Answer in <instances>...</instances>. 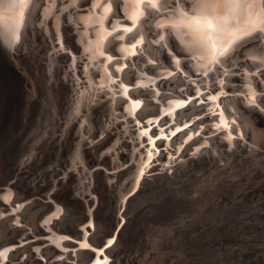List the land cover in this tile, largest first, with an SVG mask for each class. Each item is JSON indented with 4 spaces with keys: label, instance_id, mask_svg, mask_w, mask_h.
<instances>
[{
    "label": "bare ground",
    "instance_id": "6f19581e",
    "mask_svg": "<svg viewBox=\"0 0 264 264\" xmlns=\"http://www.w3.org/2000/svg\"><path fill=\"white\" fill-rule=\"evenodd\" d=\"M59 2V5H57V0H31L29 6L24 9L23 16H19V9L8 8L7 6L0 7V58L5 64L2 66H4V68L6 66L7 68L10 64L11 69H14V74H16L10 75V71L8 73L9 75L4 76L10 81L16 80V90H18L21 95L23 94V96H26V94H28V97L37 98L35 100L36 104L47 101L46 98L49 96H52L50 98H53L55 101L56 97L53 91L60 92L59 88L61 84L64 83L68 93L74 98V112L76 115H83L81 117L82 130L79 131L83 133L81 136H79L76 131L73 134L74 131L72 132V129L67 131L64 125H62V128L60 126V129H56L53 126L50 127L49 124L51 122L49 123V121H51L52 118L50 119L49 117H47L49 120L48 124L47 122L45 123L47 126L44 128L42 125L43 132L39 136L40 139L43 138L42 136L45 134L51 135V140L54 139L53 137H58L61 141L65 137V139H67L65 140L64 149L67 151V148H70V150L68 149L70 156L68 154V160L65 162L66 164L63 165L61 163L62 166L60 163L58 164L59 168L61 166L62 170L59 171L60 169L57 168L58 172H56V170L53 169L55 172L52 174L53 181L50 185L46 186L45 184H41L34 187L31 185L29 191L24 190L28 174H31L28 168L35 164L33 156H35L38 149V147L35 146L36 144H33L31 147L32 150L29 149L30 151L27 152L29 155L24 151L27 157L21 158L22 162L18 163L15 174L13 172L14 180L11 179V182L7 181L4 183L3 187L0 188V264H15L12 263L15 259H19V261L17 260L18 262L16 261V264H110L111 256H116L114 257V261L118 259L117 257L119 255L113 252L120 245L119 238H117L113 246L111 245L114 242V236L118 237L119 233L122 235L124 227L127 224V222L124 224V219L127 220L128 218L123 215V208L127 207V205L130 206L133 201L131 200L132 197H129V199L126 196L127 188L136 190V188H140L142 185L146 184L145 180L148 179L147 177L142 181L143 170L149 166L150 160L158 152H153L154 146L165 145L167 148L169 144H172L171 140L167 138L166 140H161L156 143L157 139L155 140L152 138L153 136H150L151 133L149 129L140 131L142 126L137 125L136 128V124H134L135 129H131L128 120L126 123L123 121V123L126 124V126L124 125L125 128H120L122 119L120 123L117 114L118 111L122 113L123 118L130 116L131 123L132 121L135 123L139 122V120H146L148 122V120L152 118L157 119V116L160 114H166L164 118L166 117L167 121H175V124L168 128L170 135L173 131L171 129H177L180 125H184L188 118L192 119L195 114L200 113L202 110L201 107L196 106L193 102L190 103L188 107H185L187 102L183 101L185 98L189 99L188 95L192 94L193 90H196V93H199L201 90V84L199 85L197 83L198 79H193V76L191 78V75H199V72H201L202 74H209L210 79L207 78L209 76L206 77L205 75L206 82L217 80L218 82L215 81L212 83L214 86L216 85L215 90H213V95H216L217 92L223 93L225 91L224 89L231 85L225 84L227 82L226 80H229L226 75L230 76L227 68L231 66L234 68L241 66V68L246 67L244 70V82L241 85L243 89L240 92L243 103L237 99L236 95H231L227 98H224L223 95L222 99L212 102L210 107L211 111L220 112V110L223 109L224 117L228 120L230 127L227 129L217 128L216 125L220 123V116L217 114V116H213L215 121L213 120L214 123L212 126L216 127L217 130L220 129V131H223L224 140L227 142L224 143V145L231 148L235 140H237L234 134L244 136L242 131H245L244 126H247L246 123L248 118L253 116L254 113H264V62H262L264 61V0H255L254 3L253 0H248V3L253 4L252 7L245 5L234 13H230L226 7L217 8L213 13L209 14L206 19L200 17L199 23L195 22L196 16L193 12V8L189 6L193 3V0H158L157 8H151L147 0H145L143 4L139 5L143 15L136 20V29H134L132 33L127 34H124L123 29L126 26H131L132 21L125 19L124 14H122L117 7V5L121 3V0H112V10L107 14H105L102 9L104 5L108 3V0H101L100 6L95 8L93 7L95 0H75V2H73V0H59ZM4 3L7 4V0H4ZM56 7H58V11H56ZM136 9L137 5L133 0V2H130L124 7V13L131 16ZM80 11L83 12L80 13ZM157 12H159V15H157ZM89 17H91V20L88 19ZM98 18L101 23L96 22ZM17 19L20 21V26L18 28L16 27ZM209 22L213 25L212 28L208 27ZM174 25H179V27H174ZM31 28H34L35 32ZM114 28L116 29L115 31H113ZM241 28L246 29V33H238L240 40L231 41L228 33L235 32L237 29ZM13 30H15V37H13ZM31 30L34 32L32 34L34 39L31 37V40H38V42L46 41L48 44L42 46V48L45 46L43 50L40 49L36 54H33L34 59L30 58V54L33 52L31 51L30 54L26 53L28 49L23 51V47L21 48V51H23L21 52V56L23 55L24 59L27 57V62L37 73L43 74L50 72V75L49 73L48 75H37V73L36 75L35 73L34 75H30L29 72H27V68H25L26 64L23 66V63L20 64L17 61L18 59H15V50L20 46H18V44L22 40L24 44V37L25 39L28 37V41H30L29 36L31 35L29 34ZM110 32L112 35H108ZM36 33L38 35H36ZM122 34L125 35V39L123 41L118 40L116 37ZM209 35L212 37L211 40L202 39ZM141 36L145 44L142 42L137 46L134 51H138L139 55L134 57L135 55L131 54L133 49L129 41L133 40L134 37L138 39ZM161 37H163V39H161ZM257 37H259V39H257ZM191 41H201L205 47L197 45L196 49L192 50L187 46ZM230 42L231 47H229V51L224 57H220V63L209 64L208 58H210L213 53H218L224 47H228ZM25 43H27V40ZM244 45H248L245 48L246 53H244V55H248V59L245 60L242 59L244 57L243 54L238 53L240 48ZM48 46H50L53 52L50 53L49 51V59H47L48 55L44 57V54L48 51V49H46L49 48ZM34 47L33 51L37 49ZM121 48L125 50L121 51ZM29 49H32L30 45ZM142 49L144 50V54H142ZM140 50H142V53H140ZM3 51L6 53L9 60L4 56ZM100 51H102L104 55H100ZM16 54V56L20 55V53L19 55L18 53ZM108 56H112L113 59L109 61L107 59ZM201 56L207 58L201 59ZM3 57L7 59V62L3 61ZM83 59H85V61H82ZM150 59L155 60L151 61V63L155 62L156 64L149 63ZM28 60L32 61L29 62ZM47 61L48 63H46ZM176 61H179V64H177ZM79 62H81V65H79ZM125 63L128 65V68L126 67L127 69L117 71L118 68H122L121 66L126 65ZM205 65H207V67H205ZM94 66L96 67V71H93ZM239 68L237 70H239ZM161 69L167 70L164 72ZM171 69L180 71L170 80L162 79L157 83L158 78H161V75L165 73L169 75V72L172 71ZM29 70L28 68V71ZM252 71L257 77H254ZM212 72L213 76L210 74ZM249 72H251V74ZM232 74L236 76L234 73ZM44 76H46L45 78L47 79H45L44 89H49L47 90L49 91L48 94L46 90L41 94L39 93L41 92L39 90V82L42 85L41 79L44 78ZM234 76L233 79L235 78ZM93 80L97 81V83ZM202 80H204V78ZM47 82L50 84H47ZM195 83H197V85H195ZM97 84L111 87L112 90L110 89V93L112 94V98L108 96L110 99L103 98L104 100H101L100 96L96 97L95 91L99 89V87L96 86ZM128 84L134 85V87L132 86V90L127 87ZM148 85H154V89L143 88ZM241 86L238 87L241 89ZM249 86L256 91L255 104L251 103L248 98ZM209 87L206 85V88ZM125 89H127L126 94ZM159 90H161L162 93ZM230 90H232V88ZM235 90H237V88ZM258 91L261 92L259 93ZM116 92L119 94L121 93L120 96L118 95V98L115 96ZM141 100H144V105L142 107L139 106L141 107V109H139V107L137 108L135 105L136 103L141 105ZM99 103L102 104V106L97 110L95 115L93 113L83 114L85 111L88 112L90 108L92 111L99 108L95 107ZM216 103L220 104V108L214 107ZM51 105L53 104L51 103ZM249 105H253V108L251 109ZM257 105H259V107H257ZM54 108L57 109L56 106ZM54 108L52 111H54ZM27 110L28 111H25V115L29 118V109ZM245 110L246 112H244ZM209 112L210 111H208V113ZM250 112L253 114H250ZM209 114L211 115L212 113ZM125 115L128 116L125 117ZM263 116H260V119L262 118L264 120ZM164 118L163 120H165ZM93 119H96V125L94 126ZM233 120H235L234 124L232 123ZM236 120L238 122H236ZM255 120L256 119H254L253 124ZM167 121H162L161 125L167 123ZM145 124L147 125V123ZM87 126L93 131L92 136L94 137L98 131H100V134H97L99 136L106 134L105 139L107 141H103L104 144L101 147L95 146L97 142H95L94 145L93 143H87L88 140L92 141L90 131L85 130ZM57 130L60 131L59 134ZM163 131L166 130L157 128L153 134L160 135ZM191 131L192 129H188L182 132L176 137L173 143L177 144L179 141L187 143L194 135ZM126 134L131 135L130 138H128V140L131 139L129 141L133 140V142H137L127 143L128 145H132V150L126 149V146L125 148L123 147L126 144L122 143L125 141L124 137L127 136ZM99 136H96V138ZM39 138L37 137V142ZM58 138L54 140L59 142ZM122 139H124V141ZM83 140L86 141V146H88V148L93 149L90 154L95 153V157L97 158L95 162L93 160H85L84 154H82L85 144ZM145 140L149 141L146 145L143 143ZM50 142L51 141L47 143ZM202 142L206 144L207 141L203 140ZM196 143L198 144V138L194 139V141H190L187 148L191 149V146ZM121 144H123V146ZM136 144L140 145V147H136ZM49 145L50 144H48L47 147H49ZM61 146L62 145H60V147ZM118 146L124 149L120 150L119 148L118 150ZM247 146L251 147V145L248 144ZM105 147L109 149L105 150L106 154L104 155L103 148ZM130 147L131 146H129V148ZM141 147L144 149L146 148L144 152ZM42 149L43 148H41V150ZM176 149V152L179 153L181 148L178 147ZM195 149L196 151L198 150L196 147ZM223 149L226 148L223 147ZM51 150H53V148ZM58 153H60V151ZM103 155L106 156L107 162L104 161L105 157H103ZM32 159L34 164L31 165ZM37 159H39V157ZM60 159L61 158H59L58 161ZM69 159L71 160L70 163L72 167L81 169L85 172H87V168H93L98 165L102 166L97 167L96 170L101 169L105 176L106 174L108 175L106 176L108 179L117 177L120 171L126 174V177H123V183L121 186L119 185V208L116 210L117 215H113V221H110L108 218L106 227L109 228L107 230L104 229L105 226L101 221L95 219L91 214L92 211L90 207L92 204H96L99 199L93 197L91 187H86V184L80 185L81 188L83 187L84 189L79 193V199L77 197L75 203L78 204L81 200L84 201V199L87 203L93 202L91 205L87 204L86 209L88 214L86 216L77 217V222L71 224L69 228H66L65 224H62L63 221L61 219L65 214L73 213L70 209L72 204L66 203L62 205L61 201L59 203L54 202L49 197L57 184L58 176L63 174V177H68L67 174H65V170L70 165ZM166 160L167 163L172 162L171 157L168 155H166ZM84 162H86V168L83 165ZM39 163L36 162V164ZM30 171H32V169ZM32 174L30 176H32ZM112 175L113 177H111ZM20 176H23V181L22 179L20 180ZM43 176L45 175L41 174V176H39L38 174L37 178L40 177V181H45L46 178L43 179ZM32 177H34V175ZM29 180L30 179H28V181ZM76 180L80 183L78 179ZM110 183L112 182L110 181L109 184ZM69 195L70 190L59 192V200H61L60 198L63 199V197H69ZM43 197L45 200L39 199ZM107 200L108 197H106L105 201ZM24 201L27 202L24 203ZM129 211L130 210L124 213L128 214ZM116 219L117 222L115 223ZM87 221L89 224L84 225V222ZM30 237H34L36 241L25 242V239ZM42 244L45 246H42ZM109 245L111 247H109ZM93 249L95 251H93ZM41 253H43V255ZM51 256L54 258L51 259ZM48 258L49 260H47Z\"/></svg>",
    "mask_w": 264,
    "mask_h": 264
},
{
    "label": "rangeland",
    "instance_id": "374dc122",
    "mask_svg": "<svg viewBox=\"0 0 264 264\" xmlns=\"http://www.w3.org/2000/svg\"><path fill=\"white\" fill-rule=\"evenodd\" d=\"M59 3V0H57V5H59ZM56 11H58V7H56ZM82 12L83 11H80V13ZM158 13L159 12H157V15H159ZM32 30H34V28ZM32 30L29 34L31 35L29 36L30 41H28V37H26V39L24 37V41L26 42L27 40V43L24 42L23 44V40L20 41V43L18 44V46H20L17 49L19 51L15 50L16 52H14L15 59H18V63H23V66L26 64L25 68H27V72H29L30 75H34V73L36 75L37 72L27 62V57H25L26 59H24V56H21V52L28 49L27 51L29 52L26 51V53L30 54L32 51L33 53L30 54V58L34 59L33 54H36V52H38L40 49L43 50L45 46L43 48L42 46L48 43L46 41L38 42L37 39V41L31 40V37L34 39V36H32V34L35 32V30L34 32H32ZM36 35L38 34L36 33ZM46 40L48 41L47 38ZM39 44L41 45V48ZM143 44H145V41H143ZM1 45L4 47L2 43ZM29 45L32 49H29ZM50 46H48L49 48H46L48 49V51L46 54H44V57L48 55V57L46 56L47 59H49L50 53H53ZM247 46L248 45L242 46V48H240V50L238 51V53L243 54V60L248 59V55H244V53H246L245 48ZM33 47L37 49H34L33 51ZM21 48L23 51H21ZM142 50H140V53H142ZM16 53H18V55L20 53L19 56L21 57L16 56ZM135 53L136 54L134 57H136V55H139L138 51ZM3 54L7 58L4 51ZM142 54H144V50ZM5 57L2 58L3 61H6L8 59H6ZM28 61L30 62L32 60ZM82 61H85V59H83ZM151 61L155 60L150 59L149 63H151ZM46 63H48V61ZM79 63V65H81V62ZM152 63L156 64L155 62ZM2 65L5 64L0 58V188L3 187L4 183H6L7 181L11 182L12 180H14L13 175L17 170L16 168L18 163L22 162L21 158L27 157V152L32 150L31 147L33 146V144H36L35 146L38 147V149L37 153H35V156H33L35 164L33 163L32 159L31 165L34 164L36 166L33 165L30 167L32 171H30V168L28 169L29 173H34L32 174V176L34 175V177L30 176L31 174H28V179L30 180L28 181L27 179V182H25L24 190L29 191L31 185L33 187L41 184H45L46 186H48L53 181L52 174L55 172V170L56 172H58V164H66L65 162L66 160H68V154L70 156V153H68V149L70 150V148L68 147L67 151L64 149L65 140L67 139H65V137L63 140H61L63 144L58 137L53 138L55 140H57L56 138H58L59 142L55 141L54 139L51 140V135L49 134L43 135L42 137L44 139H40L39 136L43 132L42 125L45 128L49 121L47 117H49L50 119H53L54 117V121L52 119L51 121H49V123L51 122V125L49 124L50 127L53 126L56 129H60V126L62 128V125H64V128H66L67 131L72 129L71 131H74L73 134L76 131V133L81 136L83 133L79 131L82 130L81 117L83 115H76V113L74 112V98H72V95L68 93V90L64 83H62L59 88L60 92L53 91V94L56 97L55 101L58 102H55L53 98H50L52 96L48 95L49 97L46 98L47 101L40 102L41 104H36L35 100L37 98L28 97V94H26V96H23V94L21 95V93L16 90V80L10 81L6 76H4L9 75L8 73L10 71V75H16L14 74V69H11L10 64L7 68L6 66L4 68V66ZM126 66L128 65L126 64ZM237 67L241 68V66ZM237 67L234 68L233 66H231L227 68L230 76L226 75L227 79L229 78V80H226L227 82L225 81L226 83H224L231 85L230 87L225 88L224 90L227 92L224 91L223 93L225 94L224 98H227L231 95H236L237 99L241 103H243L240 92L243 89V86L241 85L244 82V70L246 67H242L241 69L239 68V70H237ZM28 68L30 69L29 71ZM95 68L96 67L94 66L93 71H96ZM127 68L124 67L123 69ZM161 70L165 72L167 69ZM171 70L172 71L169 70V75H167L168 73H165L161 75V78L156 77L158 78L157 83L162 79L170 80L176 74H178V71H180H174L173 69ZM48 73L49 75L51 74L50 72H46L43 74L37 73V75H48ZM232 73H234L236 76H234ZM249 73L251 74V72ZM210 74L211 76H213V72ZM231 74L235 77L234 79ZM199 75H191L190 77L192 78L193 76V79H198L199 82L197 81V83L199 85L201 84L200 92L196 93V90H193L192 94L188 95L189 99L185 98V100L183 99V101L187 102V106L185 105V107H188V105L193 102L196 106L201 107L202 110L200 111V113L195 114V118H188L184 125L182 124L177 129L175 128L176 130L171 129L173 131L170 135L168 128L169 126L174 125L175 121H167L166 117L164 118L166 114H160L157 116V119L152 118L148 120L151 121V123L147 122L146 120H139V122L136 123L132 121V125L130 116L125 115V117H128L123 118L122 113L120 111H118L119 113L116 111L118 114L119 122L122 119V123L120 122L122 124L120 125V128L124 129L126 124H124L123 121H125L126 123V121L128 120V123L131 125V129H135L134 124H136V128L137 125H141L142 127L140 131L149 129L151 133L150 136H153V139L156 140L157 137H159V139L156 140V143L161 140H166L167 138L171 140L172 144H169L167 148L165 145L154 146L153 152H158L150 160L149 166L143 170L144 172L142 181L145 177L148 178L147 180H145V186L142 185L140 188H136V190H130L129 188H127L126 196L127 198L132 197L131 200H133L130 206L127 205V207L123 208V215L129 219H124V224L125 222H127L128 225L126 224V226L124 227L122 235L121 233H119L118 237L114 236L115 239L111 246H113L117 238H119L120 245L113 252L115 254H118L119 256L115 261L114 257L116 256H111L110 264H264V120L262 118L260 119V116H263L264 113L253 114L250 112V114H253V116H250L251 118H248L247 123L245 122L247 126H244L245 131H242V134L245 137L234 134V137L236 136L235 139H237L235 140L234 145L231 148L229 146H225L224 143L227 142L226 140H224L225 138L223 136V131H220V129L217 130L216 127L212 126L215 121L213 119V116H217L218 114H213L214 112H212L210 108L212 105V101L210 102L206 99L208 95L214 94L213 90H215L216 85L214 86V84L212 83L218 81L215 80L212 82H206L205 79L207 76H209V74H202L201 72H199ZM45 77L46 76L41 79L42 85L39 82V90L41 91L39 92L40 94L45 90H49L47 88L44 89V83L47 80ZM254 77H257L255 73ZM203 78L204 80H202ZM207 78L210 79V76ZM94 82L97 83V81ZM191 83L194 84L193 82ZM197 83H195V85H197ZM47 84L50 83L47 82ZM101 85H96L99 87V89L95 91L96 97L100 96L101 100H104L103 98H112V94L110 93L111 87L105 84H103L105 86ZM206 85L210 87L206 88ZM132 86L134 87L133 84H128L127 87L132 90ZM238 86H241V89ZM145 87L151 90L154 89V85L144 86L143 88ZM231 88L234 91L230 90ZM236 88L239 91L235 90ZM159 91L162 93L161 90ZM261 91L258 92L260 93ZM48 92L49 91H47V94ZM117 93L118 92H116L115 96L118 98V95L120 96L121 93ZM194 97H198V99ZM222 98L223 95H221L220 99ZM201 100L204 101V103H199V101ZM53 101L55 104L53 103ZM51 103L53 105H51ZM140 103V106L142 107L144 105V100H141ZM54 105L57 109L54 108ZM101 106L102 104L99 103L95 106L99 108L94 111H92L90 108L88 112L85 111L83 114L93 113L95 115V113L101 108ZM252 106H250L251 109L253 108ZM141 107H139V109H141ZM53 108L56 114L54 113V111H52ZM27 109H29V118L25 115V111H28ZM207 110L212 114L210 115ZM244 112H246V110ZM215 113L219 112L215 111ZM57 116H59L61 119ZM162 117L165 120H163ZM254 119L256 120L253 124ZM93 121L94 126L96 125V119H93ZM162 121H167V123L161 125ZM46 122L47 124H45ZM236 122L238 121L236 120ZM145 123H147V125ZM185 125H188V127H185ZM79 126L81 127V129ZM157 128L164 129L167 132L163 131L165 133L162 132L160 133V135H154L153 132L155 133ZM188 129H192L191 132L194 133V135L191 137L192 139H190L187 143L179 141L177 144H174L173 142L176 137H178L179 134L185 132ZM85 130L90 131V137L92 138V141L88 140L87 143H93L94 145V143L97 142L95 143V146L101 147L104 144L103 141H107L105 139L106 134H102L99 136L97 134H100V131H98L96 136L99 137L96 138V136H92L93 131H91L90 127L87 126ZM59 132L60 131L57 130L58 134ZM173 133H175V135H172ZM130 136L131 135L129 134L125 136V141L124 139H122L124 141L122 143L126 144L124 146L123 144L121 145L124 148L126 146V149L132 150V145H128L127 143H135L136 141H129L131 140H128ZM37 137L39 138L38 142L36 141ZM197 138L198 144H193L191 146V149H188L187 145L189 144V142L194 141V139ZM202 139L207 141L206 144L202 142ZM49 141L51 142L47 143ZM84 142L85 144L83 146L82 154H84L85 160H93L95 162L97 159L95 157V153L90 154L93 149L88 148V146H86V141ZM143 143L144 145H146L149 143V141L145 140ZM48 144H50L49 147H47ZM247 144L251 145V147H248ZM60 145H62L63 147H60ZM129 146L131 147L129 148ZM135 146L140 147V145L137 144ZM123 147L118 146L117 149L119 150L120 148V150H123ZM178 147L181 148L179 151L180 154L176 152V148ZM195 147L198 148L197 151ZM212 147L214 149L216 148L217 150H214ZM223 147L226 149H223ZM41 148L43 149L41 150ZM52 148L53 150H51ZM107 149L109 148H103L104 155L106 154L105 150ZM145 149H142L143 152L145 151ZM59 151L60 153H58ZM104 155V161H106L107 158ZM166 155L171 157L172 162L167 163ZM172 156L174 159L172 158ZM36 157H39V159H37ZM58 157L61 158L59 161ZM70 161L71 160L69 159V163ZM36 162L42 163L36 164ZM83 165L86 168V162H84ZM61 166L59 168V171L62 170ZM97 167L102 166L98 165L94 166L93 168H87V172H85L81 169L72 167V164L70 163L68 168L65 170V174H67L68 177H63V174L58 176L59 178L57 184L49 198L54 202L59 203L61 201L62 205H65L66 203L72 204V207L70 209L73 213L65 214L66 217L64 216L61 219L63 221L62 224H65L66 228H69L71 224H75L77 222V217L83 215L86 216L88 214V211L86 209L87 204L91 205L93 203H87L85 199L84 201L81 200L78 204L75 203V200L79 196V193L82 189H84L80 186L82 184H86V187H91L93 197L99 199L96 204H92L90 210L92 211V216H94V218L97 220L99 219L105 226L104 229L107 230L109 228L106 227L108 224V218L110 221H113V215H117L116 210L117 208H119V187L123 183L126 174L120 171L117 177H113L112 175L111 177L113 178H109V180L108 177L106 178V176L108 175L106 174L105 176L101 169L96 170ZM38 174L39 176H41V174H44L45 176H43L44 178H42H46V180L40 181V177L37 178ZM31 177L33 180L31 179ZM21 179L23 181V176H20V180ZM76 179H78L80 183ZM110 181L112 183L109 184ZM68 190H70L69 197H63V199L60 198L61 200H59V192H66ZM106 197H108L107 201H105ZM39 199L45 200L44 197L42 199ZM26 202L24 201V203ZM128 210H130L129 213L125 214L124 212ZM116 222L117 219L115 220V223ZM88 224V221L84 222V225ZM27 241L36 240L34 237H30L28 239H25V242ZM42 246L45 245L42 244ZM111 246L109 245V247ZM41 254L43 255V253ZM53 256H51V259L54 258ZM17 260L19 261V259H15L12 261V263L16 264L18 262ZM47 260H49V258Z\"/></svg>",
    "mask_w": 264,
    "mask_h": 264
},
{
    "label": "snow or ice",
    "instance_id": "6c2138e0",
    "mask_svg": "<svg viewBox=\"0 0 264 264\" xmlns=\"http://www.w3.org/2000/svg\"><path fill=\"white\" fill-rule=\"evenodd\" d=\"M73 2H75V0H73ZM130 2H133V0H121V3H119L117 5L120 12L122 14H124V18L132 21L131 26L124 27V29H123L124 34L132 33L134 31V29H136V27H137L136 20L139 19L143 15V13L140 11L139 5L143 4L145 2V0H134L135 4L137 5V9L131 16L124 13V7L127 6ZM147 2L149 3L151 8H157L158 0H147ZM254 2H255V0H253V3ZM30 3H31V0H7V4H5L4 0H0V7L7 6L8 8L19 9V16H23L24 15V9L27 8ZM100 3H101V0H95L93 7L94 8L99 7ZM245 5H247L248 7L253 6L252 3H248V0H193V3L189 6L193 8V12L196 16L195 22L199 23L200 17H204L206 19L207 16L209 14L213 13L217 8L226 7L230 13H234L236 10L243 8ZM111 10H112V0H108V3L106 5H104V8L102 9V11L105 14H107ZM88 19L91 20V17H89ZM96 22L101 23L99 18L97 19ZM250 22H252V21H250ZM252 23H255V22H252ZM19 26H20V21H19V19H17L16 27L18 28ZM174 27H179V25H174ZM208 27L212 28L213 25L209 22ZM115 30L116 29L114 28L113 31H115ZM246 31H247L246 29H242V28L237 29L235 32H229L228 36L231 38V41H237V40H240V36L238 35V33H246ZM108 35H112V33L110 32V33H108ZM13 37H15V30H13ZM116 38L118 40L123 41L125 39V35L122 34ZM161 39H163V37H161ZM202 39L211 40L212 37L209 35V36L204 37ZM257 39H259V37H257ZM142 42H143L142 36L139 37L138 39L134 37L133 40L129 41L130 46L133 49V52L131 53L132 55L136 54L134 50ZM197 45H199L200 47H205V45L201 41H191L188 43L187 46L190 49L195 50ZM229 47H231V42L229 43L228 47H224L218 53H213L211 55V57L208 58V63L209 64L220 63V57H224L228 53ZM120 50L124 51L125 49L121 48ZM99 54L104 55V53L102 51H100ZM200 58L205 59L207 57L201 56ZM107 59L109 61H111L113 59V57L108 56ZM262 62H264V61H262ZM176 63L179 64V61H176ZM123 67H127V66L124 65ZM123 67L118 68L117 71H122ZM205 67H207V65H205ZM249 89L250 90H249V97L248 98H249L251 103L255 104L256 91H255V89H252L251 86H249ZM126 92H127V89H125V94H126ZM221 95H225V94L222 92H217L216 95H208L206 97V99L208 101L215 102V101H218L220 99ZM194 98L198 99V97H194ZM199 103H204V101L201 100V101H199ZM135 106L138 108L140 105H139V103H136ZM214 107L220 108V104L216 103L214 105ZM257 107H259V105H257ZM213 114H218L220 116V123H218L216 125L217 128L227 129L230 127L228 120L224 117L223 109H221L219 113L214 112ZM148 122L151 123V121H148ZM232 123L234 124L235 120H233ZM185 127H188V125H185ZM173 135H175V133H173ZM157 139H159V137H157ZM93 251H95V250L93 249Z\"/></svg>",
    "mask_w": 264,
    "mask_h": 264
}]
</instances>
